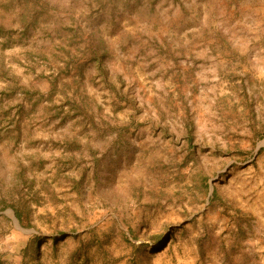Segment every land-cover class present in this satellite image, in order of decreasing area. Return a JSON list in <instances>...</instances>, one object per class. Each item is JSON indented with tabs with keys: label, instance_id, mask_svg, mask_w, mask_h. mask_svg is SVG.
<instances>
[{
	"label": "rangeland",
	"instance_id": "1",
	"mask_svg": "<svg viewBox=\"0 0 264 264\" xmlns=\"http://www.w3.org/2000/svg\"><path fill=\"white\" fill-rule=\"evenodd\" d=\"M263 260L264 0H0V264Z\"/></svg>",
	"mask_w": 264,
	"mask_h": 264
},
{
	"label": "trees",
	"instance_id": "2",
	"mask_svg": "<svg viewBox=\"0 0 264 264\" xmlns=\"http://www.w3.org/2000/svg\"><path fill=\"white\" fill-rule=\"evenodd\" d=\"M15 216H16V218H17L18 220H20V217H21V216H20L19 212L16 211V210H15Z\"/></svg>",
	"mask_w": 264,
	"mask_h": 264
},
{
	"label": "crops",
	"instance_id": "3",
	"mask_svg": "<svg viewBox=\"0 0 264 264\" xmlns=\"http://www.w3.org/2000/svg\"><path fill=\"white\" fill-rule=\"evenodd\" d=\"M263 262H264V260H263Z\"/></svg>",
	"mask_w": 264,
	"mask_h": 264
}]
</instances>
